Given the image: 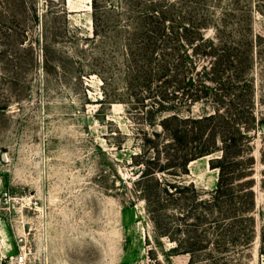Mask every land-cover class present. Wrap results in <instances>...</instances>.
Listing matches in <instances>:
<instances>
[{"label":"rangeland","instance_id":"rangeland-1","mask_svg":"<svg viewBox=\"0 0 264 264\" xmlns=\"http://www.w3.org/2000/svg\"><path fill=\"white\" fill-rule=\"evenodd\" d=\"M137 7L177 20L204 16L205 37L216 40L221 25L231 48L253 37L256 125L242 141L244 159L254 161L250 244L246 217L228 235L218 212L190 202L216 189L210 160L221 152L178 168L182 147L161 124L173 114L126 88ZM184 50L166 104L180 117L214 113L187 99L204 89L180 81ZM207 62L197 60L196 71ZM163 83H151L154 92ZM263 232L264 0H0V264H15L24 250L26 264H264Z\"/></svg>","mask_w":264,"mask_h":264},{"label":"trees","instance_id":"trees-1","mask_svg":"<svg viewBox=\"0 0 264 264\" xmlns=\"http://www.w3.org/2000/svg\"><path fill=\"white\" fill-rule=\"evenodd\" d=\"M167 13L169 17L164 11L153 7H137L135 10L132 19L134 33L125 46L127 70L123 80L126 88L134 92L131 96L137 95L134 89H141L154 99L157 112L173 114L166 116L161 124L170 133L171 140L179 142L182 147L181 150L178 149V168L186 170L191 161L221 152L220 156L210 160V167L219 170L216 189L208 199H202L197 192L190 202L218 212L217 221H223L231 227L228 235L233 232L240 219L246 217L251 228L247 237L250 244L254 239V161L252 156L244 159L243 153L248 144L245 145L242 141H248L247 134L256 125L253 82L249 75L254 61L253 37L241 35L242 44L231 48L227 43L223 44L226 34L220 29L221 25L215 27L217 36L214 40L206 38L203 33L209 26L206 17L185 21L177 20L176 13ZM167 22L171 27H166ZM168 30L170 34H166ZM181 44L185 50L181 57L180 66L183 71L180 81L190 90L196 89L197 92L199 87L204 89L200 90L203 95L186 92L187 99L195 102L204 100L214 113L204 111L198 116L180 117L178 112L181 109L178 105L166 104L171 103L166 92L177 81L176 56L178 50H182ZM190 48L193 49L192 55L189 53ZM233 48L234 53L231 52ZM157 49L160 51L155 71L153 60L157 59ZM197 60L208 62L201 66V70L196 71ZM163 79L165 83L156 86L160 91L156 89L155 96L152 84ZM224 79H228L227 83ZM172 123L176 125L170 130ZM217 141H221L222 145L218 146ZM191 189L196 193L193 187ZM146 200L149 208L155 203L150 197H146ZM186 250L192 252L191 248ZM261 253L264 254V232Z\"/></svg>","mask_w":264,"mask_h":264},{"label":"built area","instance_id":"built-area-1","mask_svg":"<svg viewBox=\"0 0 264 264\" xmlns=\"http://www.w3.org/2000/svg\"><path fill=\"white\" fill-rule=\"evenodd\" d=\"M28 253H30V252H27L26 250H24L22 253H20V254L16 257L14 263H15V264H26V263H27V256H28Z\"/></svg>","mask_w":264,"mask_h":264}]
</instances>
